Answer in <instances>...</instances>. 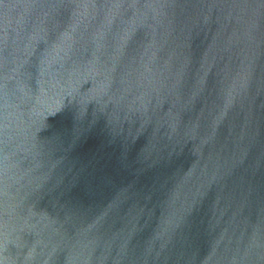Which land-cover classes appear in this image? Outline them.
Instances as JSON below:
<instances>
[{
    "label": "water",
    "instance_id": "obj_1",
    "mask_svg": "<svg viewBox=\"0 0 264 264\" xmlns=\"http://www.w3.org/2000/svg\"><path fill=\"white\" fill-rule=\"evenodd\" d=\"M0 264H264V0H0Z\"/></svg>",
    "mask_w": 264,
    "mask_h": 264
}]
</instances>
